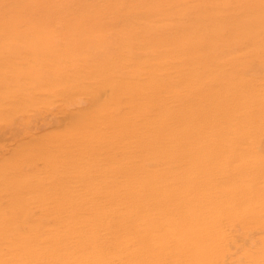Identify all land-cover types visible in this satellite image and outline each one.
<instances>
[{
	"label": "bare ground",
	"instance_id": "6f19581e",
	"mask_svg": "<svg viewBox=\"0 0 264 264\" xmlns=\"http://www.w3.org/2000/svg\"><path fill=\"white\" fill-rule=\"evenodd\" d=\"M98 3L0 0V33L49 35L10 38L2 40L3 45L38 43L45 55H62L66 66L74 60L71 66L76 64L78 70H72L73 79L66 80L69 90L66 87L61 92L82 95L81 109L69 110L68 103L66 115L53 121L50 139L34 143L36 148L30 150L19 148V156L28 160L29 167L35 158H43L45 177L54 184L53 192L35 202L37 211H31L35 197L17 194L40 179H29L24 173L16 177L18 167L14 165L0 167L7 171L0 175V198L2 191L13 189L8 193L10 207L0 203V264H33L40 249L38 241L44 236L54 242L47 248L49 264H103L106 257L98 247L100 240L108 247L113 241L117 247L111 252L116 248L117 256L126 248L124 264H150L152 226L165 228L167 238L198 242L190 246L195 254L206 243L205 251L215 254L217 262L218 252L227 250L222 248L228 240L220 224L222 216L240 212V220V216L230 220L239 221L243 224L239 227L249 233L255 225L264 233V221H260L262 226L248 222L250 216L264 218V165L247 162L261 154L256 149L235 148L264 143V0ZM65 30L70 34L60 38ZM105 34L116 37L118 51L110 47L115 46L112 40L110 46L104 41ZM97 56L101 60L93 71L80 67L82 60ZM77 77L91 80L100 89L96 102L90 97L92 92H81L74 84ZM86 151L107 156L101 183L93 181L92 174L104 165L90 161L84 156ZM155 160L160 169L150 168ZM235 161L240 166L233 167ZM11 170L15 172L8 173ZM259 179L262 187L256 193L251 185ZM244 180L251 185L240 188L237 183ZM99 186L107 190L104 198L110 196L113 201L109 206L97 201L88 206V191ZM49 199L58 206H69L48 211ZM172 206L181 214L172 217L168 211ZM48 219L59 229H45ZM96 227L104 231H99L104 235L100 240L94 237ZM116 237L117 241L118 237L131 240L119 244ZM67 241H75V249L59 247ZM258 256L256 264L261 261L257 263ZM192 258V264H206Z\"/></svg>",
	"mask_w": 264,
	"mask_h": 264
},
{
	"label": "rangeland",
	"instance_id": "374dc122",
	"mask_svg": "<svg viewBox=\"0 0 264 264\" xmlns=\"http://www.w3.org/2000/svg\"><path fill=\"white\" fill-rule=\"evenodd\" d=\"M94 1L97 4H99L98 3L99 0H94ZM111 1H116L119 4L122 3V0H111ZM69 34L70 33H68L67 30H65L63 34H61L59 37L65 38ZM107 35L103 37L104 41H106V43L110 46L112 45L110 40H112L115 46H110V47L112 48L116 47L115 50L118 51L117 46H116L117 45L116 43H118L117 42L118 40L115 39L116 37L110 34L109 36ZM48 36L49 35H46V34H39V33H29L28 34L24 32L0 33V41L3 40L7 42V40L10 38L24 39V38H30V37H36L38 39H42ZM112 36H113V39H112ZM108 37L111 39L108 40ZM3 41L0 44V167L2 165H10V166L14 165L18 167L17 173H14L15 171L13 170H11V172L9 171L8 173H14L16 177L19 176L18 174L24 173L28 175L29 179H33V178L40 179L39 181L30 182L29 187H25L27 190H23L22 193L17 194V196L20 198H34L35 197L34 199H32V202L35 204L37 200L42 201L44 198H46L48 193H51L55 190L53 189L54 184L50 179L45 177V172H44L45 164H44L43 158L41 157L35 158L34 165L32 164L31 167H29L27 163L28 160L25 158H21L19 156V150H20L19 148L20 147L28 148L27 150L36 148L34 143H37L40 140L46 141L50 139V137L52 136V132L54 130L53 125L55 122L53 121L56 120V118L62 114L66 115L67 108L70 107L69 110H72L74 108L81 109L80 104H78V102H79V98H82V95L79 92L70 90L69 94H65V95H62V92H61L62 89H65L67 87L66 85L67 78L72 77L73 79L74 72L78 70V67L76 66V64L74 67L71 66V62H73L74 60L69 62V66H66L67 61L65 58L62 57V55H55V56L45 55L44 49H42L43 46L39 45L38 43L37 44L12 43V44L3 45ZM95 45L96 43L92 44V46H95ZM63 52H64L63 50H60V53H63ZM110 54L114 55L115 53L113 52ZM100 60H101L100 56H97L92 60H82L81 63H83V66L80 65V67H83L88 71H93L96 67V63L100 62ZM74 84L79 88L81 92L83 91L92 92L90 97H93V98L95 97L94 101L95 102L97 101V95L100 89L96 87L91 80L84 79L82 77H77L76 79H74ZM66 89H68V87ZM68 103H69V107H68ZM70 103L73 105H71ZM61 124H66V122L60 123L58 125H61ZM6 126L8 127L5 128ZM261 144L260 146H256L253 148L251 146L249 148L248 147H235V148H238L240 150L242 148L256 149L255 151H258L262 156L252 155V157H250V159H248L247 162L248 163L251 162V164L255 162H259L264 165L263 163L264 158H262L264 157V143L262 145ZM162 148L168 149L169 147L163 146ZM104 154H105L104 152L97 153V154H94V153L87 154V151L86 153H84V156L87 157L93 163L95 164L98 163V165L100 164V166L104 165V167L102 166L101 169L99 170L100 173L99 171L98 173L97 171L96 173L94 171V173L92 174L93 181H98L99 183H101V178L99 177H101L104 174V168L105 169L107 168V165H105V162H106L105 160L107 156L105 154L106 156L105 157ZM121 156L123 155L119 154V157ZM255 156L260 157L258 158L259 161L257 160ZM255 158H256V161L254 160ZM260 159L262 162H260ZM236 162L237 161L232 162L233 167H234V164L235 166L236 165L240 166L238 165L239 163L237 164ZM84 163H85V159H84ZM152 163H155V164L152 165ZM251 164L250 166L256 167V165H251ZM157 165L158 164L156 160L151 161L150 168L153 170L160 169L158 167L159 165L158 166ZM154 166L156 167L154 168ZM210 167H211L210 170H212V165H210ZM246 167L250 168L247 165ZM6 173H7L6 170L0 171V175H5ZM257 181L258 182L255 181L256 182L255 185H254L255 182H253V185H251V183L249 181L247 182V180H244L245 183L242 181L244 185L242 184V182L237 183V185L240 186V188H242V186L244 188L246 184H248L247 187H249L250 185L254 186L253 188L255 189V192L257 191L256 193H260L261 187H262V179H259ZM79 182H82V181H79ZM247 187L245 189H247ZM11 191H13L12 188H8L2 191V197L0 198V203L4 208L10 207L12 198L8 193ZM104 191L107 192V190L103 186L102 187L99 186L98 189H96L95 191H92L91 193L90 191H88L90 194L88 198L91 197L90 201L88 200V203H89L88 206L97 204V202H99L101 206H109L113 200H112V197L110 196H106L107 199L104 198L105 197ZM245 194L247 193L245 192ZM243 197H241L240 199H242ZM247 197L248 196L244 198H247ZM92 198L93 200H91ZM51 200H52V197H51ZM51 200L49 199L46 201V204H47L46 208L49 209L48 211H52L56 209L57 207L59 208V207L69 206V204H63V205L58 206L56 202H52ZM37 206L38 205L35 204L33 207H31V211H34V210L37 211L38 210ZM173 207L174 206H172V208L170 207L171 209L167 207L169 208L168 211L171 214V216L174 217V215L177 213L178 215H180L181 210L174 209ZM172 210H174V212ZM154 212L155 210L152 213L153 214L152 220L155 221L157 220L156 219L157 216H156V212L155 213ZM239 214L240 212H237V213L235 212L231 216H222L223 221L221 219V222H220L221 226L223 225L222 231L224 234L226 233L225 236L226 235L228 236V237L226 236L228 240L222 245V248H224L225 250L227 249V250L226 252L225 251L218 252V254L221 253L222 255L217 254V256H221L220 257L221 259L217 257L218 258L217 262L215 260L216 258L215 254H211L205 251L206 243L204 244V247H202L199 242L200 252L198 254H195L193 253L192 250H190V246L192 248L194 246H198L197 245L198 242H192L190 240H187L186 238H181V240H179L178 238H174V236L167 238L168 235L167 233H165L166 231L165 228L163 230H160L159 228L155 226L150 227V231H151L150 232V245H151L150 260H152L150 261V264H192L191 262H194L192 257H196L197 259H199L201 263L204 262L206 264H251L253 259L255 260V262H253L252 264H256V257L260 254L261 256H258L260 257V259L259 260L257 259L258 260L257 263L260 260H261L260 261L261 263H264V260L261 259V258H264V256H262V254H264L263 252L264 250L260 251V249L264 248V240H263L264 238L263 239L261 238V237H264V233L262 234L261 229H257V225H255V227H253L254 229L251 230V232L249 233L247 229H244V228L242 229L241 226L239 227V225L241 224V223L240 224L238 223L239 221L237 222L235 220H230L234 218L233 216H235V218L237 219V217L241 215ZM254 214L255 216L259 217V213L257 214V212H255ZM248 216H250V214H247V216L244 218L243 221L246 222ZM226 218L228 219L226 220ZM240 218L241 216L239 217V220ZM252 219H256V218H253L252 216H250L249 220L251 221L248 220V222L249 223L256 222V223L261 224L260 221H264V218H262L261 220L256 219L255 221ZM30 220L32 221L34 220V218H31ZM48 221H47L48 225L44 226L45 229L47 230L50 229L53 231L59 229V225L56 224L55 221H53L52 219L50 220L48 219ZM101 226H105V225H101ZM261 226L260 228H262ZM131 227L132 226H130L129 228ZM87 228L85 227V229ZM113 228H118V227L113 226ZM92 230H94V237L98 238L99 240H100L99 237L104 236L103 235L104 231L102 227H96ZM99 231L101 233L103 232V234H101ZM259 234L260 235L262 234V236H259ZM229 237L231 239H229ZM124 238L123 240L121 237H118V241H120L119 244L123 243V241L125 240H129V239L131 240V237H128V238L124 237ZM247 239H250V240H247ZM71 241H67V245L65 244L66 242L61 243L59 247L60 248L66 247V248H69L70 250H73L75 249L76 245L74 247L73 244L75 243V241H73L74 243ZM114 241L118 243L117 237H116V240ZM103 242H104L103 240H100L98 244L99 248L101 249L103 248L102 251L105 250V252L103 253L106 257V260L103 261V264H109V262L110 264H124L125 262H127L128 256L127 254H125L126 248L120 250L121 252L119 253V256H117L118 254L114 253L118 251L116 250V248L111 252L114 246L117 247V245L113 241H111L113 245L110 243L111 245L108 244L109 245L108 247L107 243L102 244ZM49 243L51 244L49 245ZM68 243L70 244L72 243V245H69ZM52 244L54 245V242L52 240L49 241L45 236L42 237L38 241L37 245L38 247H40V249L37 250L38 254L34 258L35 260H33L34 261L33 264L36 263V261L38 262L40 261L38 264H41L43 260H44L43 264L50 263L48 260H51V259H48L49 253H47L48 252L47 248L52 247L53 246ZM104 245L106 246L105 248H104ZM105 253L115 255L116 257L115 256L113 257L112 255H106ZM205 253H207L208 256H204ZM242 253H245V254H242ZM122 255L124 257L126 256V261L124 260L125 258ZM251 255L253 256L255 255V257ZM10 256L14 257L11 254ZM12 257L10 258L12 259ZM187 257H190V259L188 260ZM55 259H58V258H55ZM157 259L158 260L161 259V260L156 261ZM260 262L258 264H260ZM71 264H74V263H71Z\"/></svg>",
	"mask_w": 264,
	"mask_h": 264
}]
</instances>
